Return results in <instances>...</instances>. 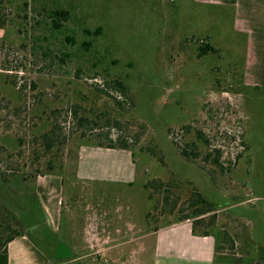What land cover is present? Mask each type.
Returning <instances> with one entry per match:
<instances>
[{
	"label": "rangeland",
	"instance_id": "obj_1",
	"mask_svg": "<svg viewBox=\"0 0 264 264\" xmlns=\"http://www.w3.org/2000/svg\"><path fill=\"white\" fill-rule=\"evenodd\" d=\"M5 6L0 204L17 218L16 229L32 232L33 180L52 156V167L65 180L55 235L72 246L62 247L54 264L259 260L264 251L256 246V216L264 222V202L258 199L264 196V89L244 83L252 48L236 31L233 12L209 0H6ZM52 8L69 12L60 30H51ZM116 79L126 94L113 84ZM13 80L26 83L19 98L9 84ZM30 82L36 87L31 89ZM73 106L92 118L118 120L111 135L137 140L131 148L132 184L76 179V155L89 142L74 127ZM52 119L63 128L60 139L67 140L46 152L41 135ZM158 181L177 199L172 213L168 205L154 207L162 201L154 189ZM193 192L212 206L203 215L211 225V242L217 245L225 233L235 239L233 248L226 243L210 262L207 246L193 243L187 233L192 219L176 224ZM154 228L165 230L150 232Z\"/></svg>",
	"mask_w": 264,
	"mask_h": 264
},
{
	"label": "crops",
	"instance_id": "obj_2",
	"mask_svg": "<svg viewBox=\"0 0 264 264\" xmlns=\"http://www.w3.org/2000/svg\"><path fill=\"white\" fill-rule=\"evenodd\" d=\"M210 1L233 12L236 31L244 34L247 47L252 48L251 56H248V68L243 74L244 83L261 91L264 89V0ZM260 157L264 172V143ZM75 175L77 180L82 181L130 185L136 178V165L129 150L86 144L77 153ZM33 182L31 192L35 201L32 200L30 213L36 219L30 226L31 233L20 235L8 243V264H54L53 260H56L62 247L72 250V246L55 235L62 213V197L65 195L64 178L58 174H43L34 178ZM258 199L264 202V196ZM190 227L189 225L187 233L192 237L193 243H204L207 246V260H211L215 253V244L210 240L212 237L193 235ZM161 230L165 228L150 232ZM256 246L264 248V222L257 216ZM79 258L77 257L78 260Z\"/></svg>",
	"mask_w": 264,
	"mask_h": 264
},
{
	"label": "trees",
	"instance_id": "obj_3",
	"mask_svg": "<svg viewBox=\"0 0 264 264\" xmlns=\"http://www.w3.org/2000/svg\"><path fill=\"white\" fill-rule=\"evenodd\" d=\"M5 1L6 0H0V29L4 28L8 23L7 22L8 16L5 13V9H6ZM48 17L50 19L51 30L53 31L60 30L64 25V22L68 20L69 12L66 9L52 8L49 10ZM98 30H99L98 28L94 30V33L95 34L98 33ZM85 31L86 33H88L87 30ZM65 40L68 41L69 37H65ZM71 41L72 40H69V43H72ZM211 49L214 50L213 48ZM55 56L57 57L58 61L64 62V58L62 56L60 55H55ZM4 69L12 70L10 66H6ZM9 82H10L9 84H11L12 87L16 89L19 98L20 92H22V90L26 86V83L24 82L23 84L17 85V81L15 80ZM113 84L117 87V89L122 95L126 94L127 88L123 82L116 79L114 80ZM29 85L31 89L36 87L35 82H30ZM111 99H113L116 104L122 105L121 102L117 100L115 97L111 96ZM75 106H73V109L69 110V112L72 114L74 127L79 132L78 135L80 138H84L88 140L89 144L98 147L125 149L131 152V148L132 146L136 145L137 140H132V138H130L126 134L115 133L114 136L111 135V130L114 129L116 126L120 125V122L118 120H113L110 118L107 119L96 115H94L92 118L87 115L80 114L77 108H75ZM54 113L55 112L53 111L52 115H54ZM100 119H104L103 121L104 124L99 123ZM103 126L106 128L105 133L93 132L95 128H101ZM63 133L64 132L61 124L58 123L57 119H52L50 130L41 135L42 141L45 142L46 152H50L51 147L52 146L54 147L55 143L63 145L66 142L67 137L65 135H63L60 139V136ZM180 154L183 157H186L187 151L184 148H180ZM52 161H53V157L51 156L50 159L48 160L47 169L43 174L61 175V171H56L55 168L52 167L53 166ZM213 163L218 165L219 160L215 159ZM149 185H151V182L149 184L146 183L145 187L147 188L149 187ZM154 189H156L162 195V201L157 202L154 207L157 209L158 206L161 205L163 209L165 206L168 205L169 206L168 212L172 213L174 211V208L176 207L177 199L176 198L172 199V197L170 196L171 191L168 189V187L163 185L161 181H158L157 184H154ZM160 190H162V192H160ZM148 198L151 199L152 194H149ZM169 201H171V203ZM185 204H186L185 205L186 207L184 208L185 212L182 211L177 216V222H181L187 219L189 220L192 219L190 229L193 235L210 236V230L212 229L209 230L208 228L211 227V225L209 224V222L205 223V218H203V215L212 211V206L210 205V203H208L204 199L201 193L193 192L189 195ZM148 215L149 214H147V216ZM17 221H18L17 218L14 217V215L11 213V210L8 209L7 207H2L0 204V264H8V249H7L8 243L20 235L29 234V233L20 232L19 230L16 229ZM157 229L159 228H154L152 231H155ZM226 243H229V246L231 248H233V245L235 243V239L231 238V236L228 235L227 233H225L221 241H219V243L215 245L216 253H219L222 249H224V245ZM261 253L262 254L259 260L247 262L245 264H264V251H262ZM233 264H241V259L239 258L235 259L233 261Z\"/></svg>",
	"mask_w": 264,
	"mask_h": 264
}]
</instances>
